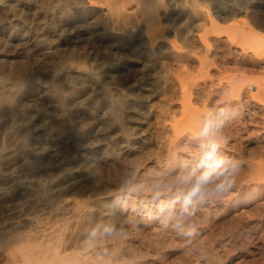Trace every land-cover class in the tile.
Wrapping results in <instances>:
<instances>
[{"label": "rangeland", "instance_id": "374dc122", "mask_svg": "<svg viewBox=\"0 0 264 264\" xmlns=\"http://www.w3.org/2000/svg\"><path fill=\"white\" fill-rule=\"evenodd\" d=\"M184 1L0 0V264H264V0ZM210 118L231 190L160 213Z\"/></svg>", "mask_w": 264, "mask_h": 264}, {"label": "clouds", "instance_id": "9594fccd", "mask_svg": "<svg viewBox=\"0 0 264 264\" xmlns=\"http://www.w3.org/2000/svg\"><path fill=\"white\" fill-rule=\"evenodd\" d=\"M224 121L215 119H207L198 133L202 143L201 151L198 156L194 157L192 162L186 165V171L175 176L167 182H158L153 185L157 189L155 197L161 196L163 189L171 194L169 200H159L157 210L164 214L175 213L181 221L187 215H191L190 208H193L197 203L204 201L209 196H223L228 193L233 184L234 179L231 173L235 171L236 165L218 158L219 151V130L223 127ZM136 188H129L128 192H135ZM179 211L177 212V206ZM131 221H125L130 223ZM180 226V225H178ZM105 236H125L126 233L123 227L117 228L115 224H97L89 233L90 238H94L101 232ZM195 229L190 226L187 235H193ZM89 243V240H85Z\"/></svg>", "mask_w": 264, "mask_h": 264}, {"label": "bare ground", "instance_id": "6f19581e", "mask_svg": "<svg viewBox=\"0 0 264 264\" xmlns=\"http://www.w3.org/2000/svg\"><path fill=\"white\" fill-rule=\"evenodd\" d=\"M184 1V0H183ZM188 1V0H187ZM152 2V1H151ZM185 2V1H184ZM190 2H192V1H190ZM193 2H194V0H193ZM12 4V3H11ZM192 4V3H191ZM195 4V3H194ZM143 5V4H142ZM150 5V4H149ZM188 5V4H187ZM190 5V4H189ZM152 7V6H151ZM142 8V7H141ZM148 8V7H147ZM152 8H154V7H152ZM152 8H150V9H152ZM190 8V7H189ZM192 8V7H191ZM195 8V7H194ZM108 11H111V9H109L108 8ZM193 12H195V14L196 15H199L200 14V12L199 11H193ZM124 13V12H123ZM192 13V12H191ZM112 15V14H111ZM130 15V14H129ZM128 15V16H129ZM202 13L200 14V17L201 18H203L202 16ZM127 16V17H128ZM198 17V16H197ZM196 17V18H197ZM199 18V17H198ZM255 19V18H254ZM150 21H152V20H150ZM146 22V21H145ZM255 25H257V26H259V24H258V22H257V20H255ZM156 25V24H155ZM261 29H264V27H261ZM150 30H152V29H150ZM151 32V31H150ZM251 33V32H250ZM254 33H256V32H254ZM254 33H253V35H254ZM149 34V33H148ZM153 34H155V33H153ZM258 35V34H257ZM149 35H147V37H148ZM152 36V35H151ZM155 36V35H154ZM257 38V37H256ZM92 41V40H91ZM151 41V40H150ZM154 41V40H153ZM152 43V42H151ZM143 58L145 57V53H143L142 55H141ZM178 59V58H177ZM162 60V59H161ZM151 62H153V65H155V64H159V58H157V59H154V60H152ZM71 66L72 65H70V69H72L71 68ZM74 66V65H73ZM74 67H76V66H74ZM67 68V67H66ZM98 68H100V67H98ZM152 68V67H151ZM158 68V67H157ZM154 69V68H153ZM159 69V68H158ZM151 70V69H150ZM157 70V69H156ZM256 70V69H255ZM82 71H84V70H82ZM155 71V70H154ZM74 72V71H73ZM96 74H97V72H90V71H88L87 72V75L86 76H84V77H82V79H81V83H82V85H81V88L78 90V89H76V88H74L75 89V91L76 90H78L77 91V93L78 94H82L83 92L84 93H86V90L88 89V93L86 94V95H88V97H89V102H90V104H87L88 106H91L92 108H95V110H97L98 109V107H99V105H100V103L102 102L101 101V94L102 95H107V96H109L107 93H105L104 91H98V92H96V91H92L91 92V89H89V87L90 88H92V86H96V81H95V77H96ZM76 75V74H75ZM65 76V75H64ZM100 79V78H99ZM29 80V79H28ZM32 81V80H31ZM34 81V80H33ZM69 81H71V80H69ZM67 82H68V80H67ZM74 82H76V81H74ZM101 83V82H100ZM26 84V83H25ZM24 84V85H25ZM19 85V84H18ZM100 85V84H99ZM29 86V85H28ZM33 85H32V83H31V87H32ZM36 86V85H35ZM76 86H77V84H76ZM79 86H80V84H79ZM22 87H24V86H22ZM28 88V87H27ZM36 88V87H35ZM71 88V87H70ZM69 88V89H70ZM168 88H170L169 86H168ZM19 89V88H18ZM26 89V88H25ZM74 89H71L72 91L74 90ZM95 89V88H94ZM36 90V89H35ZM172 90V89H171ZM24 91H26V90H24ZM29 91V90H28ZM50 91V90H49ZM30 92V91H29ZM33 92V91H32ZM35 92V91H34ZM41 92V91H40ZM48 92V91H47ZM59 92V91H58ZM167 92V91H166ZM171 92V91H170ZM45 93V92H44ZM54 93H56V91H54ZM76 93V94H77ZM48 94V98L49 99H51V100H55V99H53L54 97H52V96H50V94L49 93H47ZM58 94V93H57ZM77 94V95H78ZM170 94V93H169ZM43 95H45V94H43ZM171 95V94H170ZM184 95V94H183ZM75 96V95H74ZM79 96V95H78ZM81 96V95H80ZM116 96V95H115ZM46 98V97H45ZM74 98V97H73ZM220 99V98H219ZM1 100H3V99H1ZM46 100V99H45ZM74 100V99H73ZM75 100H76V98H75ZM74 100V101H75ZM78 100V99H77ZM56 101V100H55ZM118 101H120V100H118ZM51 102V101H50ZM57 102V101H56ZM54 103V102H53ZM74 103V102H73ZM110 103V105H109V107H108V110H107V113H106V116L107 117H110L111 119L109 120L110 121V123L113 125L112 126V128H115L116 130H118V131H120V132H122V134L124 135V136H127V126L120 120V117L117 115V111H118V109H119V106H120V104H116V102H114L113 100L111 101V102H109ZM123 104V103H122ZM70 105V104H69ZM68 105V106H69ZM57 106V105H56ZM55 106V107H56ZM124 106V105H123ZM187 108V107H186ZM68 109V108H67ZM90 109V108H89ZM189 109V108H188ZM58 111V110H57ZM73 111V110H72ZM91 111V110H90ZM62 114H61V118H62V120L64 121V124H66V122H67V120H69V119H71L72 118V114H70L66 109H64V111L63 112H61ZM76 113V112H75ZM122 118V117H121ZM73 119H75L74 117H73ZM68 123V122H67ZM61 126H63V125H61ZM65 126V125H64ZM63 128V127H62ZM72 130H73V125L72 124H68V126H66V128H65V136H67L68 138H71V136H72ZM60 132V131H59ZM176 136V135H175ZM65 139H67L66 137H65ZM194 139V138H193ZM119 141V140H118ZM24 142V141H23ZM183 142V141H182ZM190 142V141H189ZM194 142V141H193ZM198 142V141H197ZM196 143V142H195ZM172 144V143H171ZM198 146V145H197ZM171 148V147H170ZM169 152V151H168ZM172 154V153H171ZM170 156V158L172 157L171 155H169ZM169 158V159H170ZM172 159H174V158H172ZM46 160V159H45ZM45 160H43V161H45ZM170 161V160H169Z\"/></svg>", "mask_w": 264, "mask_h": 264}]
</instances>
